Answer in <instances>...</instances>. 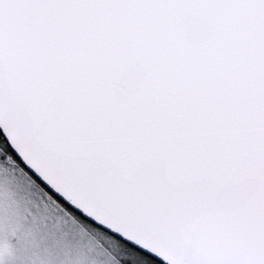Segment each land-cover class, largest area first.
Masks as SVG:
<instances>
[{
	"label": "snow or ice",
	"instance_id": "6c2138e0",
	"mask_svg": "<svg viewBox=\"0 0 264 264\" xmlns=\"http://www.w3.org/2000/svg\"><path fill=\"white\" fill-rule=\"evenodd\" d=\"M0 131L144 264H264V0H0Z\"/></svg>",
	"mask_w": 264,
	"mask_h": 264
},
{
	"label": "trees",
	"instance_id": "16d2710c",
	"mask_svg": "<svg viewBox=\"0 0 264 264\" xmlns=\"http://www.w3.org/2000/svg\"><path fill=\"white\" fill-rule=\"evenodd\" d=\"M0 138H3L0 133ZM0 173L3 175V183L12 185H2L4 189H0V240L6 244L12 251L0 253V264H24V250L30 247L33 243L34 235L37 232L43 231L50 234L49 229H55L57 224L61 225L66 221H72L85 226L89 230L92 228L93 232H100L108 239L115 241L116 248L119 251L111 250L107 246H103V250L108 254V257L114 264H144L142 259H138L133 255H129V250L125 249L124 245L117 239H114L109 233L92 226L79 222L77 219L64 212L59 208L54 201H51L46 194H42L41 190L33 184L30 179L21 173L11 161L0 162ZM4 172V173H3ZM27 181L28 184L20 180ZM19 182L16 184L14 182ZM20 185L21 190L18 189ZM31 191L39 194L41 197L39 202H36L32 197ZM55 221H58L54 223ZM21 225V228L15 232L12 227L5 229L4 225ZM86 255H97L98 261L103 256H99L94 252H83ZM65 254L61 256L64 264H70L66 261Z\"/></svg>",
	"mask_w": 264,
	"mask_h": 264
},
{
	"label": "rangeland",
	"instance_id": "374dc122",
	"mask_svg": "<svg viewBox=\"0 0 264 264\" xmlns=\"http://www.w3.org/2000/svg\"><path fill=\"white\" fill-rule=\"evenodd\" d=\"M1 169V168H0ZM4 173V172H3ZM2 174L0 173V189H4V186L12 185L3 183ZM20 180L22 182L27 183V181H23V178L20 176ZM19 184V182H14ZM29 185V184H28ZM31 186V185H29ZM18 189L21 190L20 185H18ZM32 197L36 202H39L40 195L31 191ZM54 220V219H52ZM58 221L54 220V223ZM57 224V223H56ZM58 227L55 229H49L50 234H54L59 241V255L60 257L63 253L67 257L66 261L70 264H114V262L108 257V254L103 250V246L109 247L111 250L119 251L115 246V241L108 239L105 235L100 232H93L92 228L89 230L83 225L72 221H65L63 224H57ZM103 248V249H102ZM83 252H94L98 253L99 256H103L102 259L98 261L97 255L90 254L86 255ZM62 264H64L62 262Z\"/></svg>",
	"mask_w": 264,
	"mask_h": 264
},
{
	"label": "water",
	"instance_id": "95a60500",
	"mask_svg": "<svg viewBox=\"0 0 264 264\" xmlns=\"http://www.w3.org/2000/svg\"><path fill=\"white\" fill-rule=\"evenodd\" d=\"M0 133H1L2 137H3V132L0 131ZM29 171H30V170H29ZM33 175H34V174H33ZM100 219H101L102 222H107V221L105 220L104 217H100ZM103 231L107 232L106 230H103ZM107 233H108V232H107ZM110 235H111V234H110Z\"/></svg>",
	"mask_w": 264,
	"mask_h": 264
}]
</instances>
